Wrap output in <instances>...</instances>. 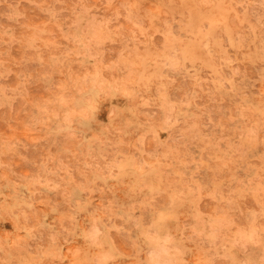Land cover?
<instances>
[{"label": "rangeland", "instance_id": "374dc122", "mask_svg": "<svg viewBox=\"0 0 264 264\" xmlns=\"http://www.w3.org/2000/svg\"><path fill=\"white\" fill-rule=\"evenodd\" d=\"M0 264H264V0H0Z\"/></svg>", "mask_w": 264, "mask_h": 264}]
</instances>
